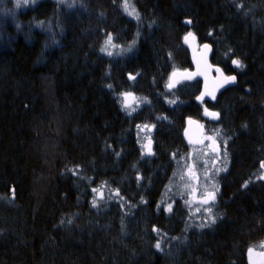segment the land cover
Segmentation results:
<instances>
[{"label": "trees", "instance_id": "obj_1", "mask_svg": "<svg viewBox=\"0 0 264 264\" xmlns=\"http://www.w3.org/2000/svg\"><path fill=\"white\" fill-rule=\"evenodd\" d=\"M5 10L0 264H249L264 243V0ZM189 37L238 79L215 105L198 102L201 82L170 88L173 73L193 69ZM200 120L226 165L206 183L213 202L196 211L184 133Z\"/></svg>", "mask_w": 264, "mask_h": 264}, {"label": "rangeland", "instance_id": "obj_2", "mask_svg": "<svg viewBox=\"0 0 264 264\" xmlns=\"http://www.w3.org/2000/svg\"><path fill=\"white\" fill-rule=\"evenodd\" d=\"M45 0H20V6L17 7V0H0V12L7 11L5 8H11L13 11H18L37 5ZM58 2H65V0H53ZM8 13H10L8 11ZM5 15V14H3ZM187 40V39H186ZM184 83H179L176 89ZM171 88V83H170ZM174 89V90H176ZM172 90V89H171ZM173 90V91H174ZM136 103L135 98H128L127 104L132 106ZM210 111L206 108L203 110V118L207 120H217L208 117ZM216 113V112H215ZM200 120L199 125L202 131V137L199 144L195 147L190 158L189 170L186 169V184L190 191V201L196 211L203 210L209 206L214 200V193L208 191L205 186L208 183L213 172L217 171L220 167L224 168L226 165V156L221 149L219 143L214 137L207 136L206 122ZM191 122V121H190ZM152 130H143L142 136L144 141V149L146 155L151 154L152 142H151ZM207 201V203H205ZM249 264H264V243L260 246L253 248L248 256Z\"/></svg>", "mask_w": 264, "mask_h": 264}, {"label": "water", "instance_id": "obj_3", "mask_svg": "<svg viewBox=\"0 0 264 264\" xmlns=\"http://www.w3.org/2000/svg\"><path fill=\"white\" fill-rule=\"evenodd\" d=\"M207 45V47H205ZM198 47L193 37L187 39V48L190 52L193 69L191 71H177L171 76V88L176 89L179 83H196L202 82L201 94L198 98L199 103L207 102L215 105L220 95L227 89L237 85L235 81H226L227 76L220 67L212 64L211 58L213 49L209 44ZM215 114V115H213ZM208 117L218 119V114L209 112ZM185 138L191 146H197L202 137V131L197 121H191L187 124Z\"/></svg>", "mask_w": 264, "mask_h": 264}, {"label": "snow or ice", "instance_id": "obj_4", "mask_svg": "<svg viewBox=\"0 0 264 264\" xmlns=\"http://www.w3.org/2000/svg\"><path fill=\"white\" fill-rule=\"evenodd\" d=\"M16 6H17V7L20 6V0H17V5H16ZM189 35H191V33H190ZM110 39H111V38H109V41H110ZM205 47H207V45H205ZM102 51H103V49H102ZM108 54L111 55V53H108ZM232 63L235 64V65H237V67H242V65L240 64V62H239L238 60H232ZM133 78H134V77H133ZM225 80H226V81H235V76L225 77ZM109 87H111V86H109ZM213 115H215V114H213ZM262 166H264V165H262ZM205 203H207V201H205ZM209 211H211V209H209ZM213 222H214V221H213ZM156 247L159 248L160 245L157 244Z\"/></svg>", "mask_w": 264, "mask_h": 264}, {"label": "bare ground", "instance_id": "obj_5", "mask_svg": "<svg viewBox=\"0 0 264 264\" xmlns=\"http://www.w3.org/2000/svg\"><path fill=\"white\" fill-rule=\"evenodd\" d=\"M190 38V37H189ZM194 38V37H193ZM188 39V38H187ZM197 42V41H196ZM197 45H198V47H200L199 46V44L197 43ZM205 45V44H204ZM201 46H203V45H201ZM186 47H187V40H186ZM188 49V48H187ZM189 51V50H188ZM190 53V52H189ZM184 72V71H183ZM236 77V76H235ZM237 78V77H236ZM171 80V79H170ZM197 83V82H196ZM202 83V82H201ZM187 84H194V83H187ZM237 85H238V79H237ZM236 85V86H237ZM235 86V87H236ZM234 88V87H233ZM172 89V88H171ZM201 89H202V87H201ZM173 90V89H172ZM228 90V89H227ZM200 94H201V92H200ZM199 98V97H198ZM186 130V129H185ZM185 140L187 141V139L185 138ZM187 143H188V141H187ZM189 144V143H188ZM193 147H196V146H193Z\"/></svg>", "mask_w": 264, "mask_h": 264}]
</instances>
